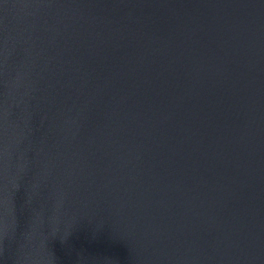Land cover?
Returning a JSON list of instances; mask_svg holds the SVG:
<instances>
[{
  "label": "water",
  "instance_id": "obj_1",
  "mask_svg": "<svg viewBox=\"0 0 264 264\" xmlns=\"http://www.w3.org/2000/svg\"><path fill=\"white\" fill-rule=\"evenodd\" d=\"M0 264H264V0H0Z\"/></svg>",
  "mask_w": 264,
  "mask_h": 264
}]
</instances>
